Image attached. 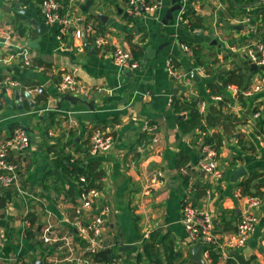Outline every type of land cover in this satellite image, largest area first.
I'll return each instance as SVG.
<instances>
[{"label":"crops","instance_id":"crops-1","mask_svg":"<svg viewBox=\"0 0 264 264\" xmlns=\"http://www.w3.org/2000/svg\"><path fill=\"white\" fill-rule=\"evenodd\" d=\"M42 1L0 0V88L5 86L10 97L11 86L20 93L19 100L12 98L11 105L0 96V142L18 129L30 137L24 150L8 156L16 163L20 178H15L12 196L0 208V264H83V257H87L83 252L86 239L73 225L77 182L54 167L55 150L49 148L70 129L76 144L65 150L74 153L78 149L75 157L86 163L99 162L100 196L90 213L103 218L101 239L118 264H149L144 257L137 260V254L150 236L156 237L161 258L172 251L177 256L175 262L186 264L192 258V246L181 222L183 200L187 198L209 212L223 240L236 227L244 204L239 196L247 195L241 184L246 181L249 194L261 202L251 210L255 226L237 253L251 259V264H264V85L250 95L241 92L240 99L235 86L224 87L217 77L234 67H243L246 46L257 42L264 46V0L240 8V14L229 21L219 19V12L225 11L219 0H149L157 4L155 9L140 10L138 15L128 13L127 0H95L87 13L71 0H57L59 11L71 19L74 27H93L92 33L85 34L88 49L82 38L74 39L71 29L58 38L57 28L45 22L48 30L39 34L30 20H43ZM176 1L181 3V10L163 23L167 9ZM115 4L132 19L117 13ZM187 11L191 22L199 24L194 29L182 19ZM94 13L114 20L103 23ZM233 25H243V29H234ZM93 35L103 37V49L96 47ZM186 44L200 46L201 61L209 66L225 53L234 55L217 61V74H202L195 58L183 49ZM115 46L129 52L134 46L140 53L135 59L138 67L119 68L110 55ZM146 47L151 48L153 56L143 63ZM169 66L186 73L187 80L173 78ZM192 69L197 71L199 81L189 76ZM67 72L74 74L88 101H93L92 108L64 100L60 110H55L63 95L57 83ZM259 76L264 78V65L253 71L248 63V88L252 89ZM39 87L41 93L37 92ZM218 89L222 93H217ZM173 95L182 100L201 97L198 108L204 116L216 107L234 117L231 124L209 128V135L221 137L217 150L199 141L197 129L187 133L179 129L178 119L187 114L185 110H174ZM254 108L260 113L258 119L253 118ZM51 112L55 113L52 122ZM13 124L17 129L12 132ZM97 129L108 132L113 144L109 150L91 155L90 137ZM206 146L216 151L215 160L222 171L212 183L198 167ZM82 150H87L86 158ZM181 153L189 158L182 166L178 165ZM239 167L245 173L233 181L232 175ZM156 170L162 171L163 180L150 186L149 177ZM185 176H189L187 184ZM193 183L200 188L208 183L209 195L194 198ZM27 213L34 214L33 224L31 217L24 218ZM228 221L232 228L225 230ZM32 225L34 232L28 237L27 228ZM46 227L51 230L49 242L41 238ZM201 258V264H212L203 255ZM225 262L218 259L215 264Z\"/></svg>","mask_w":264,"mask_h":264},{"label":"built area","instance_id":"built-area-1","mask_svg":"<svg viewBox=\"0 0 264 264\" xmlns=\"http://www.w3.org/2000/svg\"><path fill=\"white\" fill-rule=\"evenodd\" d=\"M75 1L81 2L83 0H71L72 3ZM156 6L157 4L146 5L144 0H127L126 4L127 11L131 15H138L141 8L153 10ZM40 14L49 26H55L57 28L58 38H61L62 35L71 29L74 39L80 41L83 33L89 34L93 31V27L89 24L85 25L83 30L74 27L71 19L62 15L59 11V2L57 0H43ZM77 20L79 22L81 19L78 18ZM77 20H75V22H77ZM95 45L100 50L103 49L105 45L103 37H95ZM183 49L188 54L192 55L189 47L184 46ZM244 53L249 62L257 66L264 65V46L262 43L257 42L246 46ZM110 55L119 68L134 69L138 67V62L136 60L131 62V53L125 48L115 46L111 49ZM168 72L173 78L182 79L183 81L187 80L186 73L176 71L171 68V66H169ZM199 72L203 74L204 70L199 68ZM253 84L252 89L248 88L242 91V93L250 95L252 94L251 91L259 90L261 86L264 85V78L260 76L255 78ZM57 89L61 94L86 95V91L77 85L75 76L72 72L64 73L61 76L60 81L57 83ZM234 90L236 91L238 89L234 87ZM37 92L41 93L42 88H37ZM259 117V112L253 114L254 119H258ZM261 138L264 143V134ZM29 141V134L22 129H18L12 136L0 142L1 186L7 187L16 178L18 167L15 162L8 159L9 154L24 150L29 145ZM112 144V136L108 132L97 129L90 137L89 153L95 155L99 152L109 150ZM215 157L216 151L210 146H206L203 156L198 161V167L205 171L211 183L222 174L221 169L217 166ZM162 180V171L156 170L149 177L150 186L160 184ZM80 181L85 182L84 177H80ZM209 193L210 190L207 191L206 196H208ZM99 196L100 192L97 188L83 187L79 189L76 197L73 225L76 227L78 234L86 239V244L83 247L84 254L86 252L88 254H94L100 249H105L108 246L101 239L103 218L97 213H90L95 208V203L99 199ZM239 197L243 198V209L237 220L235 229L228 232L223 240L220 239L221 235L219 231H217V227L214 225V220L210 213L187 198L183 200L181 222L184 226L187 240L191 243V246L200 243L202 245L201 255L209 261L211 260L210 250L216 251L218 259L220 260L227 261L228 259H233L235 254L245 245L250 233L254 229L256 218L251 210L259 206L261 199L255 195L240 194ZM50 232V227L43 229L41 238L44 242L51 241ZM66 243L69 244L70 242L66 240ZM82 262L83 264H92L87 257H83ZM18 264L26 263L19 261ZM93 264H118V262L112 258L106 262H97Z\"/></svg>","mask_w":264,"mask_h":264},{"label":"trees","instance_id":"trees-1","mask_svg":"<svg viewBox=\"0 0 264 264\" xmlns=\"http://www.w3.org/2000/svg\"><path fill=\"white\" fill-rule=\"evenodd\" d=\"M24 3H27L29 0H20ZM95 0H90L91 4L94 3ZM146 5H153V2L155 1H149L144 0ZM225 5V11L219 12V19H225L229 21L232 18H235L240 14V8H243L247 5H253L256 2H259L261 0H219ZM92 17V16H89ZM182 19L187 21L188 27L190 29H194L196 26H199L198 23H192L190 19L192 17L189 15V12H184L182 14ZM187 47L191 50L192 56L195 58L196 63L201 67V69L204 70L207 74H217L219 64H217V61L221 62L222 60H226L231 58L234 54L232 52L225 53L221 58H218L219 60L211 61V66L205 64L203 61H201V47L198 45H192V44H186ZM131 55L132 58L138 59L140 57V53L136 50V48L133 46L131 48ZM248 59L245 56V59L243 61V67H234L233 69L224 71L222 73L217 74V77L219 81L223 84L224 87L227 86H235L239 90V98L242 99V91H245L248 89V82L249 79L247 78V70H248ZM245 69V70H244ZM211 87H214L213 84L210 85ZM217 93H222L221 90L218 89ZM201 97L196 98H190L189 100H182L176 95L172 96V106L175 111L179 112L182 110H185L187 116L185 118L178 119V126L179 129L184 132H194L196 129L198 130V133H195V136L199 139V141L203 142V145L211 144L212 147L217 150L218 144L220 143L221 137L219 135L215 136V134L209 135L208 130L211 127L214 126H225L227 123L231 124L235 121L234 117L230 115H224L223 112L216 108L211 107V111L207 113L206 116L203 115L201 111H199L198 104ZM253 114L255 112H258L257 108L253 109ZM55 118V113L51 112L49 114V119L52 122ZM262 123H264V118L261 120ZM12 132L14 129H17V125L13 124L11 126ZM66 139L63 140V137H58L56 140L51 143V147L54 149V158H53V165L58 170H60L64 175H66L68 178H71L73 181L77 182L78 189H81L83 187L89 188H99L100 187V179L102 177V171L100 169V165L98 161L90 160L87 163L83 160H81L80 157H75V154L78 153V149H75L74 153L68 152L65 150L67 146H70L71 144H76L75 139V133L72 129L66 131L62 135ZM83 152V150L81 151ZM85 155V158L87 156V150L83 152ZM189 158L185 154H180L178 159V165H185L188 163ZM52 173V172H51ZM16 177L20 178V171L17 169L16 171ZM80 177H84L85 182L80 181ZM184 183H188L189 176H185L183 178ZM247 182V181H246ZM245 182V183H246ZM245 183H242V191L246 193L247 195H253L249 194V188L246 187ZM13 185V181L7 186L3 187L0 185V208H2L8 198L12 196L11 193V187ZM193 187L195 190L194 198H200L204 196L208 189L210 188V185L206 183L202 188L200 186L193 183ZM196 202V201H195ZM196 204V203H195ZM31 217L30 222L33 224V221L36 219L33 218V213H27V215L24 218ZM224 229L229 230L232 228L231 221L226 222L224 224ZM31 232H34V225L27 228V235L29 237V234ZM36 232V228H35ZM156 237L150 236L148 239L143 241L142 249L139 254H137V260H140L142 257L146 258L149 261V264H164V261H166V264H183V262H175V259L177 256L174 255L172 251H170L168 254H166V257L163 259L160 256L159 249L156 245ZM87 258L91 261V263H97V262H106L112 259V250L111 249H100L94 254H88ZM190 256V255H189ZM210 258L212 264H215L218 261V254L214 250H210ZM186 264H201L195 262L191 257L187 260ZM225 264H251V259H245L243 254H235L233 259H228Z\"/></svg>","mask_w":264,"mask_h":264},{"label":"water","instance_id":"water-1","mask_svg":"<svg viewBox=\"0 0 264 264\" xmlns=\"http://www.w3.org/2000/svg\"><path fill=\"white\" fill-rule=\"evenodd\" d=\"M74 5L79 6V8L83 12L87 13V12H89V9H90V6H91V2H90V0H85L84 3L80 4L79 2L75 1ZM181 7L182 6H181V3L179 1L178 2L177 1L174 2V4L169 9H167V11H166V13H165V15L163 17V23L166 24L169 20H172L173 13L175 11L181 10ZM115 8H116L117 13L122 14L123 16L127 17L128 19H132V16L128 15L126 12H124V10L122 8H120L118 6V4H115ZM17 11L19 12V9H17L16 12ZM141 11H144V8H141ZM93 15L97 19L102 21L103 23H105V22L111 23L114 20L113 18H110L108 15H105L103 13H94ZM30 23L37 29L39 34H43V33L47 32V30H48V26L45 23L44 19L43 20H30ZM9 24H10V22L5 23L6 26H8ZM233 28L234 29H243V25H233ZM92 38L94 39L95 35H93ZM69 41H70V38H69ZM82 41L84 43V48L88 49L87 38L85 36V33H83V35H82ZM152 56L153 55H152L151 48L146 47L145 54L143 55V57L141 59V62H143V63L146 62L147 59H151ZM134 61H135V59L131 60V62H134ZM249 63H250V69L253 70V71H256L257 69H263V66H257L256 64L251 63V62H249ZM130 71L132 73V70H130ZM189 76L193 80L199 81V76L197 75V71L195 69H192L189 72ZM11 87L13 88L12 97L8 96L7 88L5 86L0 88V96L3 97V99L5 100V102L8 105H11L13 100L18 101L19 98H20V93H19L18 89L14 88L13 86H11ZM182 88H184V87H182ZM24 94L28 95L27 93H24ZM12 98H13V100H12ZM64 100L70 101L72 104H76V105H85V106L89 105L91 108L93 107V105H92L93 101H88V97L87 96H85V95L78 96V95H73V94H68L67 93V94H63L61 97H59L58 102H57V108L55 109L56 111L60 110L61 103ZM16 104L19 106L18 103H16ZM0 107H1V104H0ZM262 118H264V116H262ZM202 173H203V171H202ZM244 173H245L244 169L242 167H239L236 171H234V173L232 175V180L236 181L238 179V177H240ZM214 225L216 226V221H214ZM121 248L125 249L126 247L123 246ZM201 252H202V245L200 243H196L195 245H193L191 247L192 259L195 262H197V263H202Z\"/></svg>","mask_w":264,"mask_h":264}]
</instances>
